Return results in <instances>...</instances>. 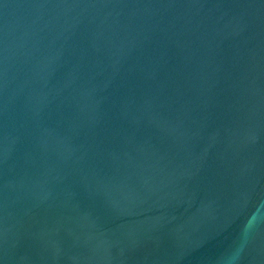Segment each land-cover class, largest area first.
Segmentation results:
<instances>
[{
  "label": "water",
  "instance_id": "obj_1",
  "mask_svg": "<svg viewBox=\"0 0 264 264\" xmlns=\"http://www.w3.org/2000/svg\"><path fill=\"white\" fill-rule=\"evenodd\" d=\"M0 264H264V0H0Z\"/></svg>",
  "mask_w": 264,
  "mask_h": 264
}]
</instances>
